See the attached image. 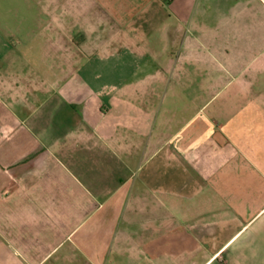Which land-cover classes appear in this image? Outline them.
Returning a JSON list of instances; mask_svg holds the SVG:
<instances>
[{"label": "crops", "instance_id": "0c3cea01", "mask_svg": "<svg viewBox=\"0 0 264 264\" xmlns=\"http://www.w3.org/2000/svg\"><path fill=\"white\" fill-rule=\"evenodd\" d=\"M52 2L0 0V264H264V31Z\"/></svg>", "mask_w": 264, "mask_h": 264}, {"label": "rangeland", "instance_id": "374dc122", "mask_svg": "<svg viewBox=\"0 0 264 264\" xmlns=\"http://www.w3.org/2000/svg\"><path fill=\"white\" fill-rule=\"evenodd\" d=\"M170 1L83 0L82 8L85 16L83 31H102L100 34L106 33L103 31H175L174 25L179 23L183 28L195 23L204 24V22L224 25L226 18H235V15L243 17L241 27L237 26L238 30L260 27L261 34L264 31V4L260 0H193L190 13H186L187 17L181 22L174 15L175 6ZM92 6L97 10L95 19H87L86 16H92L91 12L95 10ZM61 7L64 6L59 2L54 3L53 0V14L49 25L53 31V52H58L61 48L60 34L61 31H66V22L61 19ZM75 23V20H69L67 31H80ZM232 28L233 25L228 24V30L231 31ZM178 30L181 31V29ZM262 38L261 35L260 40Z\"/></svg>", "mask_w": 264, "mask_h": 264}]
</instances>
